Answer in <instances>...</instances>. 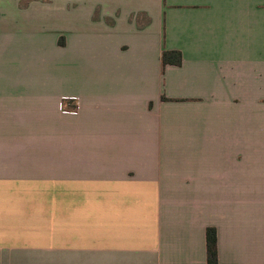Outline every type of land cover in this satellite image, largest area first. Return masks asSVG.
Masks as SVG:
<instances>
[{"label":"crops","instance_id":"obj_1","mask_svg":"<svg viewBox=\"0 0 264 264\" xmlns=\"http://www.w3.org/2000/svg\"><path fill=\"white\" fill-rule=\"evenodd\" d=\"M208 229L264 264V0H0V264H207Z\"/></svg>","mask_w":264,"mask_h":264},{"label":"trees","instance_id":"obj_2","mask_svg":"<svg viewBox=\"0 0 264 264\" xmlns=\"http://www.w3.org/2000/svg\"><path fill=\"white\" fill-rule=\"evenodd\" d=\"M182 56L179 52H167L163 54L162 64H174L180 66ZM207 264H219L217 250V234L214 229L207 230Z\"/></svg>","mask_w":264,"mask_h":264}]
</instances>
